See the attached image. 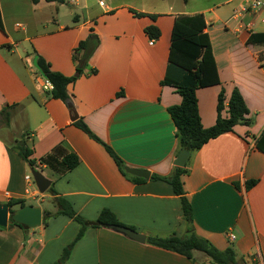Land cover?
<instances>
[{"label": "crops", "instance_id": "crops-1", "mask_svg": "<svg viewBox=\"0 0 264 264\" xmlns=\"http://www.w3.org/2000/svg\"><path fill=\"white\" fill-rule=\"evenodd\" d=\"M248 1L0 0V202L24 198L30 204L31 198L42 210H53L45 207L51 194L38 191L18 153L16 144L24 139L39 171L78 214L93 221L107 208L146 236L139 243L103 226L88 227L62 264H212L200 251L191 259L147 243L148 237L188 232L179 196L151 176L176 167V128L167 108L181 97L162 80L178 77L166 69L175 18L197 13L204 16L220 78V84L196 90L202 125L215 123L220 90L228 97L235 86L250 124L235 125L188 156L181 180L192 206L191 230L220 250L233 248L236 264H264V42L249 41L252 33L264 34V5L241 13ZM152 24L160 37L150 44L144 28ZM90 33L99 44L83 74L68 85V102L50 97L34 56L71 76L74 48ZM77 119L126 167L146 169L149 178L136 183L122 174L104 147L74 125ZM69 152L79 162L66 169L62 158ZM251 179L256 183L247 189ZM79 227L65 215L28 231L8 222L0 227V264H54Z\"/></svg>", "mask_w": 264, "mask_h": 264}, {"label": "trees", "instance_id": "trees-1", "mask_svg": "<svg viewBox=\"0 0 264 264\" xmlns=\"http://www.w3.org/2000/svg\"><path fill=\"white\" fill-rule=\"evenodd\" d=\"M37 3L38 0H31ZM186 1V0H184ZM135 16H144L145 13L136 12L131 9ZM155 18V15H150ZM206 22L202 13L193 15H179L175 18L173 30L170 39L167 71L172 68L177 74V79H169L165 75L162 84H169L176 88L177 93L181 97L178 104L171 105L167 108L168 113L175 125V136L177 139V152L182 149L188 150L190 153L200 149L210 139L221 134L232 131L237 124H250L246 118L248 108L239 89L235 86L231 90L228 97L222 88L217 96L216 120L210 127H204L201 122L198 111L196 90L198 88L220 84V78L216 68V63L212 53V46L208 34L204 31ZM1 27V25H0ZM148 38L158 39L160 37V29L156 25H149L144 28ZM251 43L264 42V34H251L249 37ZM99 38L96 34L90 33L88 36L80 40L74 48L73 58L76 62L75 73L66 76L60 72L52 70L50 64L39 54H37V64L39 70L45 75V79L52 84V89L48 91L50 97L68 102V85L78 79L83 74L88 59L97 48ZM95 68H90L89 72L96 73ZM118 92L117 95H121ZM74 125L83 130L90 138L101 144L108 154L112 157L119 170L125 176H128L133 182H143L144 179L138 176L129 175L125 171L126 165L118 154L101 138L95 135L88 125L82 120L77 119ZM16 148L20 156L28 163L31 168L39 170L37 162L31 157L32 149L28 146L24 139H20ZM79 162L78 156L69 152L62 158L63 167L71 169ZM187 173L185 167H174L168 175L153 174L151 179H159L168 182L173 189L175 195H178L181 202L183 218L188 226V232L183 236H167V237H148L147 243L170 250L193 258L194 251H200L209 257L212 264H236V253L233 248L227 247L223 250L216 248L208 239L196 235L192 230V206L186 197L181 176ZM255 179L247 180L245 186L247 189L254 186ZM47 192L51 194L50 201L53 210H42V224L50 217L65 215L79 224V230L71 244L66 246L54 264H62L66 261L74 243L83 235L88 227H100L103 224H119L115 214L107 208H103L97 218L93 221L86 219L78 214L71 203L64 197L57 195L53 186L50 185ZM24 198L10 199L7 205L12 209L14 207H22L26 205ZM11 209V210H12ZM21 226V225H20ZM134 229L132 226H128ZM26 229V227L22 226Z\"/></svg>", "mask_w": 264, "mask_h": 264}, {"label": "water", "instance_id": "water-1", "mask_svg": "<svg viewBox=\"0 0 264 264\" xmlns=\"http://www.w3.org/2000/svg\"><path fill=\"white\" fill-rule=\"evenodd\" d=\"M33 66L40 72V74L45 78V75L39 70L37 64V55L34 56L32 61ZM71 119H76V113L73 106H70ZM190 152L186 149L180 150L173 164L176 167H184L187 161ZM125 171L131 175L138 176L144 179L149 178V171L146 169H136L125 167ZM31 174L33 181L40 193H44L50 186V180L46 178L39 170L31 168ZM12 208L7 205V203L0 202V227H5L8 222H14L21 226L26 227V231L30 228H34L41 225L42 221V209L40 206L26 204L22 207ZM105 228H108L114 232L120 233L127 238L139 242L144 243L146 240V236L132 228H129L124 225L119 224H103Z\"/></svg>", "mask_w": 264, "mask_h": 264}, {"label": "built area", "instance_id": "built-area-1", "mask_svg": "<svg viewBox=\"0 0 264 264\" xmlns=\"http://www.w3.org/2000/svg\"><path fill=\"white\" fill-rule=\"evenodd\" d=\"M100 3H102V2L100 1ZM263 5H264V0H251V1H248V2H246L245 4H243L241 6L240 12L241 13L257 12V11H259L263 7ZM260 21L261 22H264V13L261 16ZM152 42H153V40H150L149 43L152 44ZM42 87L45 90H51L52 89V84L48 80H46L44 78ZM29 178L30 177L27 175L26 176V179H29ZM229 237L231 239H233L234 238V235L233 234H230Z\"/></svg>", "mask_w": 264, "mask_h": 264}, {"label": "rangeland", "instance_id": "rangeland-1", "mask_svg": "<svg viewBox=\"0 0 264 264\" xmlns=\"http://www.w3.org/2000/svg\"><path fill=\"white\" fill-rule=\"evenodd\" d=\"M150 39V38H149ZM150 40H154V39H150ZM33 186V185H32ZM46 203H45V207H47V208H49V209H53L54 207H53V205H52V203H51V201H50V198H48V200L46 199ZM27 202L28 203H30V204H36V201H34L33 199H31V198H28L27 199Z\"/></svg>", "mask_w": 264, "mask_h": 264}]
</instances>
